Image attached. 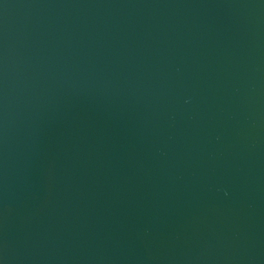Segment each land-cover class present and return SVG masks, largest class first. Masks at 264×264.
Masks as SVG:
<instances>
[{
  "label": "water",
  "instance_id": "95a60500",
  "mask_svg": "<svg viewBox=\"0 0 264 264\" xmlns=\"http://www.w3.org/2000/svg\"><path fill=\"white\" fill-rule=\"evenodd\" d=\"M0 264H264V0H0Z\"/></svg>",
  "mask_w": 264,
  "mask_h": 264
}]
</instances>
